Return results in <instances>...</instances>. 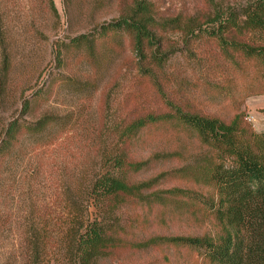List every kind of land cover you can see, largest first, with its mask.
Listing matches in <instances>:
<instances>
[{"label":"rangeland","instance_id":"rangeland-1","mask_svg":"<svg viewBox=\"0 0 264 264\" xmlns=\"http://www.w3.org/2000/svg\"><path fill=\"white\" fill-rule=\"evenodd\" d=\"M247 1L0 0V72L3 59L9 62L0 90V136L15 117L66 119L51 128L46 143L24 135L15 156L1 166L0 264H79L73 259L76 241L95 218L122 246L100 253L90 264H201L188 252L151 241L216 236L212 220L167 200L125 203L104 216L87 190L109 165L110 155L128 149L138 160L150 159L145 169L129 172L130 179L140 183L158 177L146 193L181 188L208 196L211 187L195 171L207 153L190 133L162 126L143 130L128 145L120 138L130 119L157 111L165 100L224 119L241 112L254 131H264V92H257L253 66L211 35L216 13H240ZM138 6L157 22L167 58L152 81L143 82L122 34L99 40L91 60L81 59L84 47L78 53L68 48L74 36ZM242 37L260 41L245 32L236 39ZM61 74L78 81L79 89L56 87L48 93V82ZM33 93L36 102L21 114L20 100Z\"/></svg>","mask_w":264,"mask_h":264},{"label":"trees","instance_id":"trees-1","mask_svg":"<svg viewBox=\"0 0 264 264\" xmlns=\"http://www.w3.org/2000/svg\"><path fill=\"white\" fill-rule=\"evenodd\" d=\"M140 7L88 34L74 36L68 41V48L78 53L84 47L81 59L91 60L99 40L122 34L128 39L135 68L143 82L152 81L167 58L159 46L157 22L144 14ZM212 22L217 26L211 35L218 38L227 50H235L244 65L253 66L254 80L260 82L257 92H264V0H248L240 13L232 10L216 13ZM243 31L258 35L260 41L250 43L243 37L241 41L237 40ZM8 67L5 57L0 72V90H4V74ZM79 85L78 81L61 74L49 81L45 90L52 93L56 87L79 89ZM35 94L23 96L20 100L21 114H28L37 100ZM162 104L157 111L130 119L120 130V138L124 145H128L143 130L162 126H174L190 133L207 153L203 159L206 161L202 167L197 165L195 171L203 175L205 183L211 187L208 196L181 188L146 193L154 187L158 177L137 183L128 177V173L145 169L150 159L138 160L126 149L110 155L107 168L91 180L88 198L104 216L125 203L179 201L187 204L191 212L199 213L197 216L212 220L216 236H159L151 243L188 252L201 264H264V131H254L241 112L224 119L202 112L191 104L172 100H165ZM64 121V117L50 114L33 121L18 117L10 119L0 136V170L3 163L15 156L24 135L31 141L46 143L51 128ZM120 246L121 242L95 218L80 233L73 259L79 264H90L100 253Z\"/></svg>","mask_w":264,"mask_h":264}]
</instances>
